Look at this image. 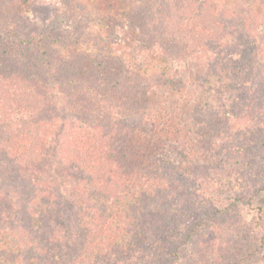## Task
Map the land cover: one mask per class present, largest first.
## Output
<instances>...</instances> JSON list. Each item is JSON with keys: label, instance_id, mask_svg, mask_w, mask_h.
<instances>
[{"label": "rangeland", "instance_id": "obj_1", "mask_svg": "<svg viewBox=\"0 0 264 264\" xmlns=\"http://www.w3.org/2000/svg\"><path fill=\"white\" fill-rule=\"evenodd\" d=\"M158 15L163 17L161 26L165 19L172 20L164 33L154 22ZM253 25L257 38L249 32ZM244 30L248 39L255 37L256 44L249 46L248 53L237 58L230 70L225 57L232 56ZM13 64L16 69L11 71ZM263 68L264 0H0V99L4 98L0 105H11L13 111L19 108L17 101L25 98L37 115L48 116L51 124L42 135L38 131L34 137L13 140L12 147L0 148V197L7 200L15 223H27L26 213L21 211L25 190L16 183L15 171L27 170L30 159L39 160L44 170H49L52 162L66 167L80 152L88 153L93 158V188L86 192L80 187L76 168L64 173L56 170L65 178L49 181L55 198L48 204V194L40 192L49 219L45 224L38 221L40 214L44 216L42 211L33 223V230L44 227V235L40 234L44 238L51 237L48 231H55L60 238L75 237L82 232L77 223L87 220L90 208L101 216L106 201L121 196L109 179L115 168L108 170L107 165L122 145L129 146L130 162L122 154L117 159L131 174L127 183L132 190L126 198L129 212L101 216L103 226L99 229L108 235L109 229L118 232L136 220L140 235L150 237L154 234L149 231L148 215L161 214L164 207L184 210L185 201L190 200L191 211L200 220L210 217L219 239L225 243L232 239L236 244L230 259L224 255L225 243L221 244L220 264H264ZM82 70H87V77H80ZM16 71L25 75L26 83L10 78ZM97 73L100 79L93 80L91 86L98 92L111 83L117 91L132 85L143 90L145 110L134 113L121 104V108L110 104L104 109L96 100L88 108V92L80 91L85 79ZM77 76L84 81L79 89L71 81ZM76 94L81 99L78 106ZM89 95L94 98V93ZM172 109L177 115L185 110L199 109L200 113L190 122L180 121L184 133L178 147H163L162 172L157 161L148 164L149 145L156 141V133L149 132L165 126L166 121L177 124ZM1 122L0 127L4 125ZM132 128L134 133L125 131ZM3 159L15 160L16 166H7ZM145 165L148 180L141 178L144 172L139 173L138 167ZM170 168L188 180L185 184L191 192L184 190L182 201L176 195V182L170 179ZM45 175L48 173L42 174L48 182ZM16 189L19 204L13 201ZM164 225L174 226L175 221L167 220ZM179 225L185 230L189 227L185 222ZM172 238L170 243L181 244V234ZM195 239L194 257L189 247L181 252V257H187L186 264L196 259L214 262L211 249L194 245ZM256 241L261 255L255 252ZM124 247V256L117 260L110 251V260L103 262L143 264L139 257L142 249Z\"/></svg>", "mask_w": 264, "mask_h": 264}, {"label": "trees", "instance_id": "obj_2", "mask_svg": "<svg viewBox=\"0 0 264 264\" xmlns=\"http://www.w3.org/2000/svg\"><path fill=\"white\" fill-rule=\"evenodd\" d=\"M167 8V7H166ZM164 10V8H162ZM167 10V9H166ZM160 14L162 13L159 12ZM163 20V17L155 16L154 22L158 23V29L161 31L164 29H169L172 23V20L165 19L163 26H161L160 21ZM247 25L250 24V22L246 23ZM247 30H244L242 39L238 38L239 43L233 47V54L231 57L227 56L225 57V62L227 65V68L232 70V67L235 65V62L237 58L241 57L242 55H246L249 50V46L252 45L255 46L256 39L255 37L252 38V40L248 39V34H246ZM250 34L256 36L257 38V32L255 31L254 25L249 28ZM248 39V41H247ZM227 55V53L225 54ZM238 60V59H237ZM241 65V63H239ZM16 69V66L14 64L12 67H10L11 71H14ZM264 70V68H263ZM87 70H82L79 75L80 77L82 75H85L84 77H87L88 72ZM15 76V79L19 81H22L23 83H26L27 78L25 75L19 71H16L15 73H12L10 78ZM24 76V77H22ZM79 76L74 78H71L73 80L72 84L77 85V89H79L84 81L80 79ZM89 78V77H88ZM100 76L99 74H95L94 76H91L89 79H85V85L82 87L80 92L85 91V95L88 92L87 96V104L88 108L91 103L95 100L100 103L101 107L104 109L107 108V106L110 104L119 105L118 108L125 107L128 110L133 111L134 113H138L139 111H142L145 106L142 94L143 90H138L135 85L131 86V89H120L117 91V88L113 87L112 83L107 87H102L103 91L98 92L96 89H94L91 85L93 80H99ZM1 82V80H0ZM70 82V80H69ZM30 85V84H29ZM113 88V91L112 89ZM11 90V89H10ZM115 90V91H114ZM118 93H115V92ZM94 93L91 98L89 94ZM115 93V96L111 98V95ZM5 94V93H3ZM104 96H109L108 98H104ZM144 97V96H143ZM148 97V94L146 95ZM146 97L145 100H146ZM99 98V99H98ZM105 100H104V99ZM124 98L128 99L125 100ZM4 101V98H2ZM0 99V101H2ZM101 99V100H100ZM8 100V99H7ZM103 101H106L107 104H105ZM126 101V102H125ZM21 104H20V103ZM17 101V104L19 108H14L13 111H11L12 106L11 105H0V116L2 119L0 120V123H3L1 121H4V125L0 127V148L1 150L7 147H12L13 140H18L21 138H29L34 137V133H37L38 131H41L39 133L42 135L44 133V130L51 126L50 122L48 123V116L45 118H42L37 115V110L33 108L29 103L27 102V99L23 98V100ZM124 102V103H123ZM133 102V104H132ZM4 103V102H3ZM76 106H78L81 103V99H78V94H76ZM123 103V104H122ZM121 104V105H120ZM17 106V107H18ZM197 106V105H195ZM87 108V109H88ZM100 108V110H102ZM115 108V107H114ZM252 109V108H251ZM86 110V109H85ZM85 110H82L83 112ZM145 110V109H144ZM173 116H176L178 119L177 124L171 120L170 122L166 121L165 126H157L154 130L149 132V135L151 132L156 133L154 137L156 138L155 143L152 142L151 150L148 152L150 153L148 164L152 162V160H155L160 165L162 172L164 171L163 167V158L160 156V154L164 151V154L166 155V150H168L171 146L178 147V140L179 136H182L184 133L182 127H180V121H184L186 119H189V122L193 120L194 115H199V109L197 110H185L184 112L174 113V110L172 109ZM187 115V117H183L184 114ZM9 114V116H8ZM94 119V118H93ZM113 120V119H112ZM96 121V120H94ZM98 122V121H96ZM144 123V121H143ZM143 123L142 126H143ZM96 129L99 130L100 126L95 123ZM140 126V127H142ZM145 126V125H144ZM143 126V127H144ZM143 127L141 128L143 130ZM44 129V130H43ZM47 130V129H46ZM136 130V129H135ZM133 128L131 130L125 129V131L128 134L134 133L135 131ZM15 143V142H14ZM123 147L116 152L117 157L115 156V159L110 160L108 162V170H111L112 168H115L114 171L110 174V181H112L115 185V189L117 188L116 192L121 194L117 195L116 198L113 201H106V207L100 210L101 216L105 215H111V212L113 214H125L129 212L130 206H128L127 202V194L130 193L132 190V186L128 185V178L131 175L128 173V171L124 168V164L120 162V160H117L120 158L121 154L123 157L126 156V161L128 160L130 162V159L128 157L129 151L131 148L129 146L122 145ZM131 146V145H130ZM166 146V147H165ZM166 150H164L165 148ZM5 152V151H3ZM127 153V154H125ZM88 154V153H86ZM85 152H80V157H78L76 160H74V163L67 162L66 167H59L55 162H52L51 168L49 170L43 169L40 164H38L39 160L33 161V159L28 160L29 162V168L27 170H21L17 169L15 172L18 174V178L16 177V183L20 184L19 186L22 187L25 190V195L21 196L22 199V207L21 210L24 213H26V221H22L20 224H17L14 222L13 217L14 214L10 211V208L8 206V203L6 202L4 198L0 197V264H102L106 263L110 260V251L112 254L117 255V260L120 256H124L123 253H127L124 245L127 247L129 246L130 250L137 251L138 249H142V254L139 256L143 261V264H152L154 262L158 263H166L169 262L170 264H186L187 257H181V252L183 249L190 250L191 256L194 257L193 252V241L195 239V244L198 247H206L208 246L212 254L215 257L214 262L207 263V264H220L221 261L219 259L220 254L222 253L224 244L221 239H219L218 233L219 230L217 227L214 226V223L210 220L209 216L203 217L202 220L199 219L197 213L195 211H191L192 206L190 204V200L185 201L184 204V210L180 209L181 207L171 208L170 210L166 207L161 209V214L157 215L156 218L154 215H148V218L151 219L150 221L147 220V224L149 227V231L151 230L154 235L150 236L148 234L143 233V235H140V223L135 221H129L125 226H123V229L120 228L117 232V229L110 230V233L107 235L105 233V230L99 229V227H102V217L99 215L98 212H95L92 208L90 210L92 211L91 215L86 216V221L82 219L77 223L78 228L81 231L80 233H77L75 237H72L71 235H68L66 237L60 238L58 234L55 231H48L50 238H44V227L39 228L36 230H33V223L36 221L38 215L40 212H44V216L40 214L38 217V221L42 224L47 223L48 219L47 217V210L43 207L45 204L44 200L41 198V193L48 194V204L55 198L56 195L53 193V187L51 186V183L49 181L55 182V180H61L64 181L65 176L61 173H57L56 170H60L61 172H68V170H72L74 168L79 170L80 180L84 183L90 182L88 185L81 182V188L83 190H91L93 188V179L90 175L93 173L91 171H94L91 167L92 165V157L88 154L86 155ZM136 155H139L136 153ZM157 155V156H156ZM68 158V156H67ZM3 162L7 166H16V161L9 160V159H3ZM36 163V165H34ZM139 173H143L141 175V178H145L148 180V175H145V171L147 169V166L145 167H138ZM63 172V173H64ZM48 173V182L47 179H45L42 174ZM134 173V172H132ZM169 173L172 175L170 176L172 180L176 182L175 189H176V195L178 198L182 201V198L184 197L185 193L184 190L187 192H191V190L187 188L186 182L188 181L185 177L181 178L180 174H178L173 168L169 169ZM163 174V173H162ZM93 175V174H92ZM54 179H52V178ZM174 179H173V178ZM61 178V179H60ZM171 180V181H172ZM190 180V178H189ZM77 185H79V182H76ZM57 186V185H56ZM58 187V186H57ZM95 187V186H94ZM135 187V186H134ZM61 189V188H60ZM58 187V192L63 193ZM16 196L13 199V201L19 204L20 194L19 190H15ZM81 196V195H80ZM83 200V197H80ZM42 199V200H41ZM108 203V204H107ZM184 203V202H183ZM12 207V205H10ZM151 205L148 204V207ZM15 207H13L12 211ZM133 208V207H132ZM191 211V212H190ZM90 213V212H89ZM49 214V213H48ZM34 217V218H33ZM49 217V215H48ZM147 217V216H145ZM123 218V217H120ZM128 218V216H127ZM85 219V218H84ZM131 219V217H130ZM129 220V218H128ZM175 221L174 226L165 227L164 223L165 221ZM123 221V220H122ZM84 222V223H83ZM127 222V221H126ZM125 222V223H126ZM180 222H185L189 224V227L185 230V227H181L179 225ZM82 223V225H81ZM31 224V225H30ZM206 224V225H205ZM31 226V228L29 227ZM205 226V227H203ZM205 228L206 230H204ZM83 229H86L83 231ZM203 230L204 233L199 234V230ZM40 234H43L42 236ZM174 234H181L182 240L181 244L178 245L177 243H170L169 239H173L172 235L174 237ZM113 237H110L112 236ZM112 238V239H110ZM59 239H62L61 241ZM50 243H48V241ZM257 246L255 248V252L257 254H260V243L256 241ZM236 244L233 242L232 239L228 240L227 243L224 244L225 247V257L227 259H230L232 257V251L237 250L234 249V246ZM155 247V248H154ZM200 247V248H201ZM68 253V254H67ZM66 255V256H65ZM264 255V253H263ZM163 260V261H162ZM107 261V262H103ZM162 261V262H161ZM189 264V263H188ZM192 264H205L204 262H200L199 260H195Z\"/></svg>", "mask_w": 264, "mask_h": 264}]
</instances>
